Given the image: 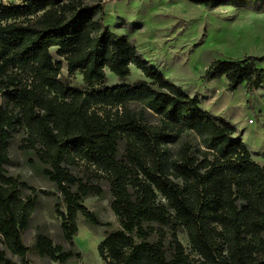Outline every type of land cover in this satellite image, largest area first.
Returning <instances> with one entry per match:
<instances>
[{"label": "trees", "instance_id": "trees-1", "mask_svg": "<svg viewBox=\"0 0 264 264\" xmlns=\"http://www.w3.org/2000/svg\"><path fill=\"white\" fill-rule=\"evenodd\" d=\"M206 7L247 5L259 0H188ZM107 2L23 0L0 3V264H32L23 240L38 194L22 196L24 182L8 173L13 133L24 129L26 147L36 150L43 174L62 195L64 238L55 244L36 235L42 256L66 263L82 257L74 237L79 213L94 224L84 200L101 187L76 176L70 164L83 161L107 177L111 206L121 228L99 244L114 264H264V163L256 161L238 128L200 107L198 96L139 54L134 42L105 22ZM63 57L69 75L79 71L84 88L60 77ZM258 58L217 59L208 79L225 76L228 89L264 87ZM145 79L107 85L108 67L121 80L131 65ZM17 69L27 77L13 76ZM157 118L156 121L151 119ZM176 153L171 143L184 136ZM197 140L195 142L194 140ZM187 231L197 256L179 239ZM171 237L169 252L167 240ZM7 250L20 258L8 256Z\"/></svg>", "mask_w": 264, "mask_h": 264}, {"label": "rangeland", "instance_id": "rangeland-1", "mask_svg": "<svg viewBox=\"0 0 264 264\" xmlns=\"http://www.w3.org/2000/svg\"><path fill=\"white\" fill-rule=\"evenodd\" d=\"M107 2L105 22L117 34H125L137 47L143 59L157 67L171 82L183 87L191 96H198L200 107L214 116L233 123L252 153V157L264 163V87L250 93L246 84L235 90L228 89L225 76L208 79L206 71L217 59L258 58L257 65L264 68V0L247 5L225 4L216 8L206 7L188 0H85L88 4ZM4 5H21L23 0H0ZM16 22L27 24L28 19H9L0 24ZM55 60H62L60 77L70 86L84 88L83 76L77 71L68 74L66 62L51 49ZM13 76H22L13 69ZM107 85L133 84L145 79L144 73L131 65V74L121 80L108 67ZM156 121L157 118L152 116ZM24 129L13 133L10 142L9 162L5 167L9 174L24 182L22 196L38 194V203L30 226L23 233V240L30 247L28 258L32 264H114L104 260L98 250L106 236L121 228L120 220L111 206L112 194L107 177L83 161L70 164L71 171L84 180L101 187V194L92 195L83 202L85 210L93 214L99 224L92 223L80 212L78 234L74 237L82 257H74L66 263L42 256L35 249L36 235L47 234L55 244L69 248L62 228V212L66 211L62 195L55 184L43 174L36 150L26 147ZM192 136H184L171 143L176 153L182 142ZM197 142V140H194ZM179 239L186 251L196 257L187 231L181 228ZM167 248L172 249L171 237ZM0 249H6L0 234ZM13 260L20 258L7 250Z\"/></svg>", "mask_w": 264, "mask_h": 264}]
</instances>
